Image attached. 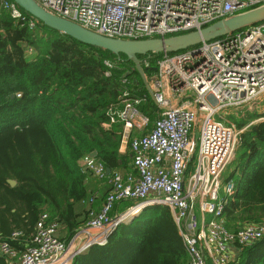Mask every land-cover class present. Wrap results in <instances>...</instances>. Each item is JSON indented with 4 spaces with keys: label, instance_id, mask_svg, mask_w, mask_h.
Instances as JSON below:
<instances>
[{
    "label": "built area",
    "instance_id": "1",
    "mask_svg": "<svg viewBox=\"0 0 264 264\" xmlns=\"http://www.w3.org/2000/svg\"><path fill=\"white\" fill-rule=\"evenodd\" d=\"M51 13L106 37L144 39L185 33L228 15L264 3V0H36ZM0 6L29 27L12 0ZM264 20L243 29L203 41L156 61L153 100L159 108L150 130L129 137L130 129L146 127L148 117L136 105L143 99L122 93L123 107L110 108L109 125L123 123L122 142L131 154L132 171L106 167L92 155L83 157L86 169L108 186L94 207L98 191L84 201L85 223L68 239L47 211L39 213L22 249L0 241V255L10 264H72L79 253L104 245L115 228L135 217L147 205H165L172 212L186 250L184 264H235L242 247L264 235V223L227 228L224 208L235 192L234 181L223 173L233 159L240 131L221 115L227 108L255 103L264 93ZM32 53V49H28ZM145 65L149 59L143 60ZM105 65L112 67L109 60ZM108 74L109 72L106 71ZM125 82V79L123 80ZM19 95V94H18ZM177 101V103H174ZM134 202L112 213L116 203ZM23 234L12 232L15 240Z\"/></svg>",
    "mask_w": 264,
    "mask_h": 264
},
{
    "label": "trees",
    "instance_id": "2",
    "mask_svg": "<svg viewBox=\"0 0 264 264\" xmlns=\"http://www.w3.org/2000/svg\"><path fill=\"white\" fill-rule=\"evenodd\" d=\"M21 11L37 21L35 27L0 6V241L7 239L17 249L42 211L66 229L65 240L85 223L87 207L76 212L88 197L84 156L95 151L110 171L128 162L119 151L121 125L108 124V110L122 108V93L142 97L136 108L150 119L156 108L125 54L81 43ZM162 54H138L148 79ZM246 112L229 116L238 129L245 128L238 137L235 168L224 178L235 186L224 208L231 231L264 223V120L252 123L260 115ZM19 229L25 234L11 240ZM186 259L169 207L149 205L104 245L75 256L72 264H184ZM0 264H9L2 255ZM235 264H264V235L242 247Z\"/></svg>",
    "mask_w": 264,
    "mask_h": 264
},
{
    "label": "water",
    "instance_id": "3",
    "mask_svg": "<svg viewBox=\"0 0 264 264\" xmlns=\"http://www.w3.org/2000/svg\"><path fill=\"white\" fill-rule=\"evenodd\" d=\"M12 1L48 27L55 29L81 43L110 51L115 55H119L121 53L125 54L127 59L132 61L134 64L135 69L143 80L152 99L153 85H150L149 81H153L155 76L153 75L150 79L146 77L141 60L138 58V54H146L148 52H176L178 50L196 46L203 41L224 36L264 20V3H262L249 9L228 15L227 17L200 28L199 30L170 36L132 40L106 37L92 30L86 29L73 21L51 13L41 6L36 0ZM90 155L95 156L96 152L93 151ZM83 169L85 170L86 167L84 166ZM110 170L111 169L109 167L106 168L107 173H109ZM7 181L11 185L16 183V181L11 178Z\"/></svg>",
    "mask_w": 264,
    "mask_h": 264
},
{
    "label": "crops",
    "instance_id": "4",
    "mask_svg": "<svg viewBox=\"0 0 264 264\" xmlns=\"http://www.w3.org/2000/svg\"><path fill=\"white\" fill-rule=\"evenodd\" d=\"M150 79V78H149ZM149 84L151 85H153V83H152V81H149ZM151 97V96H150ZM151 99H152V97H151ZM142 100H144V99H142ZM142 100L139 102V103H141L142 102ZM153 100V99H152ZM153 102H154V100H153ZM155 103V102H154ZM174 103H177V101H174ZM138 105V104H137ZM137 105H136V107H137ZM156 105V104H155ZM120 106H122L123 107V103H120ZM118 107V106H117ZM117 109H120L119 107L117 108ZM138 110V109H137ZM139 111V113L141 114V115H144V116H147L146 114H144L143 112H141L140 110H138ZM153 113V118L152 119H150L148 116V120H149V123H148V125L146 126V127H142L141 125H137V124H135L131 129H130V131H129V134L127 135V136H129V137H138V136H140V135H142V134H144V133H146V132H148L149 130H150V128H151V126H152V123L154 122V119L158 116V114H159V108H158V106L156 105V108H155V110H154V112H152ZM116 123H119L120 125H121V138H120V146H119V151H120V153L121 154H123V155H125V160L126 161H128L127 163L125 162V165L124 166H122V167H119V168H117L118 170H121V171H132V165H131V151H130V149H129V147H128V145H127V143H125V142H122V137H123V130H124V128H123V123H121V122H116ZM128 158V159H127ZM89 172V171H88ZM85 183H86V190H87V192H88V196L91 194V193H93V192H95V191H98V196H97V198L95 199V203H94V207L95 208H98L99 206H100V204H101V202L103 201V198L105 197V194H106V192H103V188H102V184L99 182V180H97V178L96 177H94L90 172L88 173V177H87V179L85 180ZM124 201H128L129 202V204H128V207L127 208H129L131 205H133L134 204V202L133 201H131V200H123V201H120V202H118V203H116V205H115V207H114V209H113V211H112V213H114L115 215L117 214V213H119L120 211H122L121 209H120V206H121V202H124ZM147 206H149V205H147ZM146 207V206H145ZM83 208H86V205H84V204H81V203H79V204H77L76 205V212L77 213H82V211H83ZM126 208V209H127ZM143 209V208H142ZM141 209V210H142ZM141 212V211H140ZM139 212V213H140ZM121 213V212H120ZM138 213V214H139ZM137 214V215H138ZM136 215V216H137ZM135 216V217H136ZM86 217H87V215H86ZM82 218H84L85 219V216L83 217V214H80L79 215V219H82ZM134 218V217H133ZM133 218L132 219H130V222L133 220ZM174 220V219H173ZM129 221V220H128ZM127 222V221H126ZM130 222H128V223H130ZM127 223V224H128ZM121 225H125V221H123V222H121L116 228H115V230L113 231V233L114 232H116V230L121 226ZM176 225V224H175ZM19 231H22V230H20L19 229ZM22 233V232H21ZM22 234H25L24 232L22 233ZM58 234H59V236L62 238V239H65V236H66V229L60 224L59 225V231H58ZM90 248V247H89ZM88 248V249H89ZM88 249H86L85 251H87ZM84 251V252H85ZM80 254V253H79ZM187 260V259H186ZM10 264V263H9Z\"/></svg>",
    "mask_w": 264,
    "mask_h": 264
},
{
    "label": "rangeland",
    "instance_id": "5",
    "mask_svg": "<svg viewBox=\"0 0 264 264\" xmlns=\"http://www.w3.org/2000/svg\"><path fill=\"white\" fill-rule=\"evenodd\" d=\"M246 111H249V112H255L257 113L258 115H260V117L253 122H259V121H262L264 120V93L260 96V98L255 102L253 103L252 105L250 106H246V107H240V108H237V109H234V108H230V109H226L225 111H223L221 113V115L225 118L226 121L228 122H232V119L229 117L231 114H235V115H239V116H242L243 114H247ZM235 124V123H234ZM238 129V128H237ZM245 129V128H244ZM243 129V130H244ZM241 132H243L242 129H238ZM239 133V135H240ZM238 135V137H239ZM237 147H238V143H237ZM237 150V148H236ZM235 161H236V151H235V155L233 157V159L230 161V163L227 165L224 173H223V178H225L226 176H228V174L235 168ZM128 204L129 202L128 201H124V202H121V206H120V209L122 211L120 212H123L126 210V208L128 207ZM119 212V213H120ZM119 213H117L116 215H118ZM129 221L125 222V224H127Z\"/></svg>",
    "mask_w": 264,
    "mask_h": 264
}]
</instances>
